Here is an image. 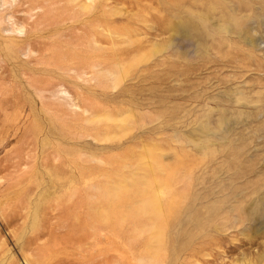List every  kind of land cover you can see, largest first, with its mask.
Listing matches in <instances>:
<instances>
[{
  "label": "rangeland",
  "instance_id": "obj_1",
  "mask_svg": "<svg viewBox=\"0 0 264 264\" xmlns=\"http://www.w3.org/2000/svg\"><path fill=\"white\" fill-rule=\"evenodd\" d=\"M39 257L264 264V0H0V264Z\"/></svg>",
  "mask_w": 264,
  "mask_h": 264
},
{
  "label": "bare ground",
  "instance_id": "obj_2",
  "mask_svg": "<svg viewBox=\"0 0 264 264\" xmlns=\"http://www.w3.org/2000/svg\"><path fill=\"white\" fill-rule=\"evenodd\" d=\"M84 5L85 6H83V7H86V4H84ZM49 19H53V18L50 17ZM92 64H93V62H92ZM94 66L96 67V65H94ZM100 70H101V68H100ZM106 71L110 72L112 70L107 69ZM96 72L98 73V71H96ZM99 72L102 73V70ZM110 116H111V114L108 111H105V112H102L99 114L98 113L92 114L91 119H92V122H94L96 120H104V119L109 120ZM120 122L122 124L121 118H120ZM146 160H148V159H146ZM132 173H134L136 175V177L130 181L129 188L124 190V193L118 197L126 199L130 195H140L139 203L137 204V206L135 208H133L132 213L138 215L139 218H146L147 219V221L144 223L150 229V232L157 236L158 243H159L161 235H162V226H160L159 223H156L157 219L152 218V215L157 214L158 205H157V200L154 198L155 194H153L151 191H152V188H154L153 186L160 184L161 180H160V178H156L153 176L149 177V174L152 172H151V170L149 171V165H147L145 162L142 163V162L136 161L132 166ZM138 176H141L142 179H140ZM146 177H147L148 181H147L146 185L143 187L144 188L143 189L142 187H140V185H141V181L144 180V178H146ZM112 185L117 188L119 183L115 181V182H112ZM93 186H95V185L93 184ZM144 190H146V192L148 194L144 195L143 194ZM149 191L151 193H149ZM90 193H91V191H90ZM104 193L105 194H112L111 192H109V193L104 192ZM93 211H96L95 207L93 208ZM80 219H82V218H72L74 224L71 227L74 230L71 229L69 232L66 233V235L70 237V241H72V242L77 241L76 235H77V231L80 228V224H79ZM88 219H89V224L91 227H95L98 223H109L111 221V218H88ZM23 247L25 249H27V248L30 249L31 248V240L26 239L24 241ZM38 260L40 261L39 264H47L48 263L47 260H42L40 257L38 258ZM38 260L34 259L33 261L35 262ZM26 262L28 263L29 261L26 260ZM36 264H38V263H36ZM92 264H95V263H92Z\"/></svg>",
  "mask_w": 264,
  "mask_h": 264
}]
</instances>
